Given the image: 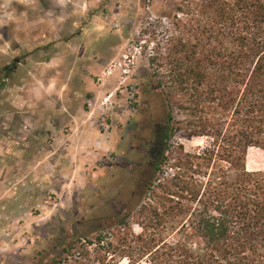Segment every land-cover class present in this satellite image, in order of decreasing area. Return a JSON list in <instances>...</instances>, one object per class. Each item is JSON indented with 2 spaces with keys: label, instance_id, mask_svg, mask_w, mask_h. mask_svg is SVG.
<instances>
[{
  "label": "rangeland",
  "instance_id": "obj_1",
  "mask_svg": "<svg viewBox=\"0 0 264 264\" xmlns=\"http://www.w3.org/2000/svg\"><path fill=\"white\" fill-rule=\"evenodd\" d=\"M178 1L0 0V264H98L103 256V264H116L103 248L128 227L140 232L136 213H128L171 178L178 147L190 154L208 149V137L180 132L165 145L157 141L143 163L163 152L165 160L155 173L145 164L139 193L130 197L139 183L129 173L138 155L122 152L136 124L135 143L140 136L150 142L153 126L158 139L166 130L148 57L165 34L163 14ZM5 66L12 70L3 74ZM70 116L84 119L92 143L76 170L59 160L47 166L44 151L54 135L77 133ZM114 159L119 166H106ZM246 169L264 171V151L250 149Z\"/></svg>",
  "mask_w": 264,
  "mask_h": 264
},
{
  "label": "trees",
  "instance_id": "obj_2",
  "mask_svg": "<svg viewBox=\"0 0 264 264\" xmlns=\"http://www.w3.org/2000/svg\"><path fill=\"white\" fill-rule=\"evenodd\" d=\"M163 17L148 57L163 143L174 132L210 142L201 154L178 147L171 178L128 213L140 232L128 227L103 249L116 264H264V171L246 169L248 151H264V0H179Z\"/></svg>",
  "mask_w": 264,
  "mask_h": 264
},
{
  "label": "crops",
  "instance_id": "obj_3",
  "mask_svg": "<svg viewBox=\"0 0 264 264\" xmlns=\"http://www.w3.org/2000/svg\"><path fill=\"white\" fill-rule=\"evenodd\" d=\"M86 113V112H85ZM87 116V114H85ZM92 119V118H89ZM69 125L71 124L73 130L76 129L77 133L71 134H61L56 133L53 138V143L50 147L46 146L44 151L45 164L50 167L57 166L58 160L60 161V165H72L73 168H77L78 163L77 158L83 155V149L89 143H92V137L88 134V130L86 128V122L84 119L74 118L70 116L68 120ZM83 125V127H82ZM75 128V129H74ZM36 155L35 151L30 152V157ZM28 171L29 173L33 172L35 165L31 162L28 163ZM4 171V169H3ZM28 188H33L34 186L29 183L27 185ZM13 197V196H12Z\"/></svg>",
  "mask_w": 264,
  "mask_h": 264
},
{
  "label": "flooded vegetation",
  "instance_id": "obj_4",
  "mask_svg": "<svg viewBox=\"0 0 264 264\" xmlns=\"http://www.w3.org/2000/svg\"><path fill=\"white\" fill-rule=\"evenodd\" d=\"M16 61V60H14ZM10 70H12L10 67L5 66L3 74H5L7 71L10 72ZM1 73V75H3ZM139 125L136 124L135 128H134V132L132 133V141L128 142V146L124 148V151L122 152L123 154L126 153H131V152H135V154L138 155V160L136 162H132L131 164V168L129 170V173L132 175H135L136 181H138L139 183H137V187L136 189L132 190L130 197L133 199L135 198V196L139 193V185H141L143 183V179H144V173H145V164L147 166L153 167L155 165L154 161H150V162H146L145 164L143 163V158L147 157L148 159L150 152L154 149V147L156 146V142L159 141V144H163L164 140V133L161 134V136H159L158 139V132H156L157 130H155L154 126H153V130H151L150 132V136L152 138V140L149 142L148 140L145 141V138H143L142 136H140L138 138V143H135V138H136V133L140 130ZM142 131H144V129H142ZM143 138V139H142ZM134 141V143H133ZM124 160V159H123ZM120 163V162H119ZM118 165V160L114 159V161L111 163H107L106 166H108L111 169H115L116 166ZM119 166V165H118ZM128 166V165H127ZM139 186V187H138ZM142 186V185H141Z\"/></svg>",
  "mask_w": 264,
  "mask_h": 264
},
{
  "label": "built area",
  "instance_id": "obj_5",
  "mask_svg": "<svg viewBox=\"0 0 264 264\" xmlns=\"http://www.w3.org/2000/svg\"><path fill=\"white\" fill-rule=\"evenodd\" d=\"M129 89H131V90H132V89H133V87H129ZM120 229L122 230V228H120ZM62 264H65V262L63 261V262H62Z\"/></svg>",
  "mask_w": 264,
  "mask_h": 264
}]
</instances>
